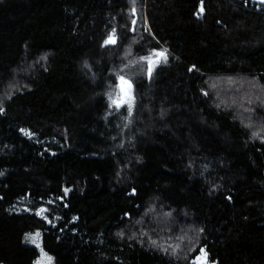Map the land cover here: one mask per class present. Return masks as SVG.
I'll list each match as a JSON object with an SVG mask.
<instances>
[{
    "label": "trees",
    "instance_id": "16d2710c",
    "mask_svg": "<svg viewBox=\"0 0 264 264\" xmlns=\"http://www.w3.org/2000/svg\"><path fill=\"white\" fill-rule=\"evenodd\" d=\"M27 234L54 264H264V5L0 0V264Z\"/></svg>",
    "mask_w": 264,
    "mask_h": 264
},
{
    "label": "rangeland",
    "instance_id": "374dc122",
    "mask_svg": "<svg viewBox=\"0 0 264 264\" xmlns=\"http://www.w3.org/2000/svg\"><path fill=\"white\" fill-rule=\"evenodd\" d=\"M161 51L152 53L150 56V62L152 67H155V65L160 61L166 58V56L163 54L162 56L159 55L161 54ZM130 95V88L128 87V84H125V93H124V100H127ZM120 97V96H119ZM123 95L121 96V98ZM122 100V99H121ZM24 135H26L28 138L33 139V136L27 132H24ZM27 209V205L25 201L20 202L15 210L16 211H23ZM43 210V211H41ZM48 209L46 207H40L37 210V215L41 217L42 219L46 220L49 224H51L50 217L48 216ZM41 236V235H40ZM39 235H34V234H27L25 238V242L29 245H34L39 248L40 250V255L35 261L34 264H54L53 257L47 253L43 248L41 244V238ZM35 241V242H33ZM193 264H212L209 262L207 255L205 252H202L194 261Z\"/></svg>",
    "mask_w": 264,
    "mask_h": 264
},
{
    "label": "water",
    "instance_id": "95a60500",
    "mask_svg": "<svg viewBox=\"0 0 264 264\" xmlns=\"http://www.w3.org/2000/svg\"><path fill=\"white\" fill-rule=\"evenodd\" d=\"M250 1H252V2H254V3H258V4H262V5H264V3L261 2V0H250ZM136 24H137V19H135V23H133L132 30L135 29ZM119 85H120V89H121V94L123 95V97L121 98L122 101H123V100H124V93H125V84H123V83L121 82V80H120V81H119ZM122 95H121V96H122Z\"/></svg>",
    "mask_w": 264,
    "mask_h": 264
},
{
    "label": "snow or ice",
    "instance_id": "6c2138e0",
    "mask_svg": "<svg viewBox=\"0 0 264 264\" xmlns=\"http://www.w3.org/2000/svg\"><path fill=\"white\" fill-rule=\"evenodd\" d=\"M261 2L264 3V0H261ZM200 11L203 12V7H201ZM133 23H135V21H133ZM115 42H116L115 39L114 38H111V37L109 38V40L105 41L106 44L107 43H115ZM159 55L162 56L163 53H161ZM149 73H151V69L149 70ZM120 79H121V82L123 84H128V87L131 88V85L128 83V81H125L123 77H121ZM117 106H119V105H117ZM129 110H130V108H129ZM41 211H43V210H41ZM37 235H39V234H37ZM33 242H35V241H33Z\"/></svg>",
    "mask_w": 264,
    "mask_h": 264
}]
</instances>
